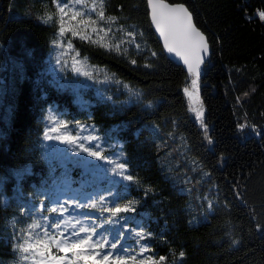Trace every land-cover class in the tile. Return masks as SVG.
<instances>
[{
	"label": "trees",
	"instance_id": "trees-1",
	"mask_svg": "<svg viewBox=\"0 0 264 264\" xmlns=\"http://www.w3.org/2000/svg\"><path fill=\"white\" fill-rule=\"evenodd\" d=\"M95 1L107 35L89 40L69 31L65 39L100 71L96 80L106 76L100 94L52 77L60 27L53 0H0V264L23 263L14 232L48 215L57 200L99 197L108 207L114 197L121 206L135 202L115 224L105 223L110 213L81 210L103 225L100 232L129 230L126 255L143 246V257H164L163 264H264V0H164L186 7L209 47L199 77L207 132L184 97L192 77L164 55L146 0ZM42 10L53 22L34 18ZM101 36L112 48L100 46ZM50 115L94 128L117 147L134 180L97 181L75 160L61 164L45 147ZM168 171L184 183L173 185ZM141 229L150 234L143 240L132 234Z\"/></svg>",
	"mask_w": 264,
	"mask_h": 264
},
{
	"label": "snow or ice",
	"instance_id": "snow-or-ice-1",
	"mask_svg": "<svg viewBox=\"0 0 264 264\" xmlns=\"http://www.w3.org/2000/svg\"><path fill=\"white\" fill-rule=\"evenodd\" d=\"M150 7L152 8V21L156 25L157 31L160 32L161 37L164 39V47L169 53H175L177 56H181L184 63L188 66V71L195 78L192 80L193 92L196 90L197 81L200 75V64L203 63L202 57H197L195 65L189 62V60L182 56V53L177 49L174 42H170L169 35L161 28L160 21L165 19L175 25H178L182 32L189 38L195 37L198 40L196 44L197 50L207 55L208 46L204 40L203 35L198 32L192 25V18L190 13L183 6L170 7L168 4L162 2V0H148ZM56 4V12L59 16V37L64 38L65 33L72 31L70 28L65 27L64 17L68 16L69 12L72 13L71 19L76 20L77 17L81 19L78 21L79 25H84L86 30L89 25H92L91 31L95 33H104L105 36L107 32L104 28H96L95 20L90 18L85 19V13L74 10L68 3H60V0H53ZM76 4H83L84 0H75ZM102 7V5H101ZM96 10V5L93 4L91 11ZM259 18L264 21V11L258 13ZM100 20H104L103 11L99 12ZM42 22L48 23L53 22V15H46L42 17ZM128 36H133V33H126ZM72 35H80V33L73 31ZM82 39L91 40V36L81 35ZM104 36L100 37V46L106 48H112L109 43H103ZM97 43V41H92ZM195 43V41H192ZM54 47L62 48L63 46L59 41H53ZM120 45L114 46V50L120 51ZM139 47V45H137ZM71 49V44L67 45V49ZM153 55H156L153 53ZM135 63V61H132ZM57 63H61L58 58ZM64 67L68 68L74 75L84 76L88 79L93 78V73L87 70L86 62L79 60L76 57L72 58L71 66L69 67L67 62H64ZM117 83H119L117 81ZM127 88V85H124ZM185 95L189 96L190 107L189 110L194 112L197 121L201 122V126L204 127L205 132H207L206 126L203 124V108L202 106H195L192 101L195 99L198 103V96L193 97V94L188 88L184 89ZM129 93L132 90L129 89ZM139 95V93H134ZM110 99V98H109ZM49 121L53 123L54 126L46 128L43 133V138L45 140H56L60 144L67 145L74 151L79 153H86L88 157H91L97 161H104L108 165H111L106 171H111L114 176H119L123 181L132 182L134 180L133 176L127 171L126 161H115L108 159L102 155L101 144L97 142L99 137L95 135L81 136L79 134L73 135L67 131L69 125L62 120H54L53 117L49 116ZM77 127H80L77 125ZM245 127L244 125L240 126ZM64 130L61 132V130ZM83 131V129H81ZM55 134V135H53ZM207 138V136H206ZM83 141V142H80ZM96 142V143H93ZM209 143L211 140L209 139ZM86 145H92L88 147ZM61 153V164L69 160V156L66 150H59ZM75 163H83L87 165V161H74ZM91 167H98L96 165H91ZM98 203H83L74 202L69 203L67 200L60 203L59 200L55 202V206L45 209L49 214H40V219H31V223H28L26 227H21L14 232L12 240L15 242L13 244L14 251L19 253V258L21 261H31V264H163L165 260L164 257H160L159 260H154L151 256L143 257V254L149 249L147 247H141L136 255H126L128 249L124 247L121 241L124 238L125 232H120L119 230H106V232H100L99 229L103 227L102 224H97L95 220L91 221L93 226H89L85 221L79 217L72 216L70 209L74 211H80L82 209H92L100 211L103 213H110V217L105 221L107 224L118 223L119 214L128 213L134 211L135 202L130 201L127 204L119 205L116 200L118 197L113 198V203L111 207H108L104 203V198H96ZM99 204V207H98ZM211 207V205H209ZM67 213V215H66ZM52 214L61 217L59 220L52 219ZM41 221L45 225L41 227ZM18 222H13L12 227L16 229V224ZM37 229H41L37 231ZM71 229V231H69ZM139 240L145 239L148 235L142 229L139 231H134L132 233ZM53 249L56 251L53 252ZM118 250V251H117ZM57 253H63V255H57ZM71 253V256H69ZM141 258H137V257ZM183 253H181V257ZM38 258V259H37Z\"/></svg>",
	"mask_w": 264,
	"mask_h": 264
},
{
	"label": "rangeland",
	"instance_id": "rangeland-1",
	"mask_svg": "<svg viewBox=\"0 0 264 264\" xmlns=\"http://www.w3.org/2000/svg\"><path fill=\"white\" fill-rule=\"evenodd\" d=\"M60 3H68L71 7L74 8V10H78L81 11L83 13H85L84 18L88 19L90 18L91 20H95L96 21V25H94V27L96 28H100V23L102 20H100L99 18V12H100V7L97 4V1L95 0H84L83 4H76L75 0H69V1H60ZM95 4L96 5V10L95 11H91V7L92 5ZM55 8H56V4ZM20 15V14H17ZM71 15L72 13L69 12L68 16L64 17L65 20V27L66 28H70L75 32L80 33V35H85V36H94V37H99L98 33L92 32L91 31V27H93L92 25L88 26V29L86 30L84 25H79L78 21L81 19L80 17H77L76 20H72L71 19ZM46 15L44 14L43 10L40 14L36 15L34 18L39 21L42 22V17H45ZM58 20H59V16H58ZM44 23V22H42ZM49 23V22H48ZM61 45L63 46L62 48H54L53 54L50 57V72L52 77L54 78V80L56 82H58L59 84H71L73 85L74 89H80V88H87V87H93L95 89L96 94H100L101 90H99L98 87H100L101 85H106L107 82V78L106 76H103V79L101 80H96L95 75L100 73V71L98 72V70L89 65L83 58L79 57L77 52L73 49L72 45H71V49H68L67 51H64V54L61 55L62 51L64 49H67V45L69 44V42L64 38H58V40ZM76 57L79 60H83L86 62L87 65V70L93 73V78L92 79H88L84 76H77L74 75L70 70H68V68L64 67V62H67L68 66H71L72 63V58ZM61 60V63H57V59ZM103 75V74H102ZM194 78H191L189 80V84H188V89L189 91L193 94V97L198 96V103L197 101H195V99H193L192 103L197 106L200 107L201 106V102H200V89H199V79L197 81V86H196V90L193 92V88H192V80ZM103 85V86H104ZM184 97L187 101L188 104V110L190 107V100H189V96L185 95L184 92ZM189 115L192 118V120L199 126V128H203L201 126V122L197 121L196 119V115L194 112L189 110ZM51 117L54 118V120H61L60 117L55 116V115H50ZM203 119V117H202ZM69 125V124H68ZM54 126L53 123L51 121H47L46 123V128H50ZM80 127H77V125H69L67 131L70 132L73 135L79 134L81 136H89V135H95L97 137H99V140L97 142H99L101 144V148H102V155L104 157H107L108 159H112L115 161H121V153L120 151L117 149L116 146H114L113 144H109L106 143L105 140L103 139V137L101 135H99L96 130L90 126H83V125H79ZM81 129H83V131H81ZM64 130L62 129L61 132H63ZM55 135V134H53ZM45 141V147L48 151H50L51 153H53L54 155L58 156L59 158H61V153L59 150H66L67 154L69 156V160H75V161H87V165L83 164V163H79V165L81 166L82 170L91 173L92 175H95L97 178V181L100 180H104L105 182H116V181H123L121 179V177L119 176H114L113 173L111 171H106L107 169H109L111 167V165H108L107 163H105L104 161H97L91 157H88L86 155V153H79L77 154V151H74L72 148H69L67 145L64 144H60L58 141L56 140H44ZM83 142V141H80ZM96 143V142H93ZM88 147H92V145H86ZM91 165H96L98 167H91ZM160 165H164V162L160 161ZM169 169V168H168ZM168 179L172 182L173 185H182L184 183V180L181 176L179 175H174V173H172V171H168ZM190 190V186L186 185V187L181 188L180 191L183 193H188V191ZM74 198V197H72ZM205 200H207V208L210 209L209 205H210V201L208 200V198L205 196L204 197ZM83 201V200H82ZM196 210V209H195ZM72 214V216L75 217H79L80 219H82L83 221H85L89 226H90V221L87 220L85 213L80 210V211H74L72 209L69 210ZM67 215V213H66ZM190 219L191 224H193L194 220ZM71 231V229L69 230ZM38 259V258H37ZM20 264H31V261H23V263L21 262Z\"/></svg>",
	"mask_w": 264,
	"mask_h": 264
},
{
	"label": "water",
	"instance_id": "water-1",
	"mask_svg": "<svg viewBox=\"0 0 264 264\" xmlns=\"http://www.w3.org/2000/svg\"><path fill=\"white\" fill-rule=\"evenodd\" d=\"M163 3L168 4L170 7H174V6H183L184 8H186L184 5L181 4H169L167 2H165L164 0H162ZM146 4H147V9H148V14H149V21H150V26L152 28V31L154 33V35L156 36L157 40L159 41L161 47H162V51L164 53V55L169 58L174 60L175 62H177L178 64H180L181 66L184 67L185 71L192 77L195 78L193 75H191L188 71V66L184 63V60L181 58V56H177L175 53H169L165 47H164V39L163 37H161L160 32L157 31L156 25L153 24L152 21V8L149 5L148 0H146ZM189 12V11H188ZM190 13V12H189ZM191 15V14H190ZM192 18V15H191ZM161 24V28L166 32V34L169 35V39L170 42H174L175 46L177 47V49L182 53V56L186 57L190 63H192L193 65H195L196 61H197V57H202L203 59V63L200 64V75L202 74V70L208 60L209 57V47H208V52L207 55H204L202 52L197 50L196 44H198V40H196L195 37H191L189 38L188 36H186L182 30L180 29V27L178 25H175L165 19H161L160 21ZM192 25L193 27H195V29L200 32L202 35L203 33L196 28V26L193 23V19H192ZM205 42L206 38L203 35ZM192 41H195V43H193ZM208 46V44H207Z\"/></svg>",
	"mask_w": 264,
	"mask_h": 264
}]
</instances>
